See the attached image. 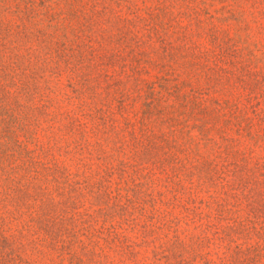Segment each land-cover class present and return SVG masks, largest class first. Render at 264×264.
Wrapping results in <instances>:
<instances>
[{
  "label": "rangeland",
  "instance_id": "374dc122",
  "mask_svg": "<svg viewBox=\"0 0 264 264\" xmlns=\"http://www.w3.org/2000/svg\"><path fill=\"white\" fill-rule=\"evenodd\" d=\"M0 264H264V0H0Z\"/></svg>",
  "mask_w": 264,
  "mask_h": 264
}]
</instances>
